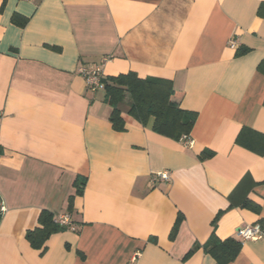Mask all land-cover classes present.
<instances>
[{
	"label": "crops",
	"instance_id": "crops-1",
	"mask_svg": "<svg viewBox=\"0 0 264 264\" xmlns=\"http://www.w3.org/2000/svg\"><path fill=\"white\" fill-rule=\"evenodd\" d=\"M80 67L170 82L192 146L127 101L114 130ZM0 113V264H216L213 233L264 221V0H0ZM41 211L73 227L43 252ZM228 264H264V238Z\"/></svg>",
	"mask_w": 264,
	"mask_h": 264
},
{
	"label": "trees",
	"instance_id": "trees-1",
	"mask_svg": "<svg viewBox=\"0 0 264 264\" xmlns=\"http://www.w3.org/2000/svg\"><path fill=\"white\" fill-rule=\"evenodd\" d=\"M101 83L105 93L104 99L112 109L109 121L114 130H123L118 106L127 101L128 115L143 125L146 124L148 119L153 118L152 131L155 133L176 141H180L182 137L190 134L195 123L196 114L184 111L179 107L170 82L153 78L140 79L134 73L128 72L117 77L103 78ZM244 133L245 130L239 133L236 143L246 146ZM259 153H263V150ZM212 155V152L207 151L203 152L200 158L204 159L212 157ZM83 185L84 183H76L78 195L82 193ZM243 206L256 210L247 201ZM179 221L178 218L173 226L170 234L171 238L174 237L177 231ZM259 223L264 224V221ZM38 224V228L26 233L25 239L31 247L42 252L50 235L67 230L66 227L55 223L54 215L46 211H41ZM198 247V245H195L187 255L189 256ZM202 247L216 260V264H228L239 253L240 243L233 240L219 241L213 233Z\"/></svg>",
	"mask_w": 264,
	"mask_h": 264
},
{
	"label": "built area",
	"instance_id": "built-area-1",
	"mask_svg": "<svg viewBox=\"0 0 264 264\" xmlns=\"http://www.w3.org/2000/svg\"><path fill=\"white\" fill-rule=\"evenodd\" d=\"M232 47L236 45L235 42H231L230 44ZM79 74L84 78L86 89L90 90L91 92H96L102 89L103 84L101 80L103 79V75L101 70L98 67L95 68H85L80 67L78 69ZM2 119V114L0 113V121ZM181 142L184 144L185 147L189 148L192 146L193 142L184 136L181 138ZM169 175L166 172L158 173L154 177H152V182L156 180L162 181H169ZM5 212V207L0 200V216ZM55 223L59 224L60 226L66 227L68 230L73 229L72 224L70 222V218L68 215L56 216L54 217ZM236 236L240 243H244L246 241H258L264 238V224L256 223L254 225H248L241 227L237 230Z\"/></svg>",
	"mask_w": 264,
	"mask_h": 264
}]
</instances>
